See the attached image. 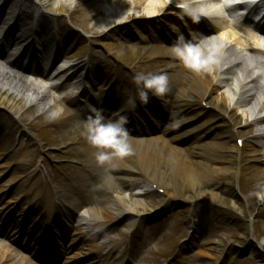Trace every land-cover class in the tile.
Returning <instances> with one entry per match:
<instances>
[{
    "label": "bare ground",
    "instance_id": "bare-ground-1",
    "mask_svg": "<svg viewBox=\"0 0 264 264\" xmlns=\"http://www.w3.org/2000/svg\"><path fill=\"white\" fill-rule=\"evenodd\" d=\"M1 1H5L9 7L14 8L26 21H24L26 27L21 32L18 29L2 30V35L5 34V38L11 37L14 48L21 49L24 56L33 61L42 62L45 60L43 62L47 67L54 66L58 63L57 56L63 55L66 59L65 65L53 71L55 74L51 80L57 82L60 77H66L69 73L70 79L79 80L81 83L84 82L93 87H96L99 81L95 77L94 67L89 66L92 56L90 44L95 40L94 42L101 49V52L94 53L93 57H98L99 62L109 63L105 57L101 58V55L106 56L111 52L108 34L120 26L132 24L134 20L138 19L139 9L145 6V16L153 17L166 5H170V2L175 4L190 3L196 11L202 5H213L207 9V16H202L204 19L215 18V13L221 4V0H55L51 10L48 9L49 5L42 0ZM91 2L98 4V7L85 19L76 20L74 23L75 18L72 17L76 16L78 6L88 7ZM244 9L248 11L244 22L231 19L232 21L226 22L228 27L222 28L221 31L225 29V32L220 34V39L224 51L221 55H217L218 62L208 72L200 74L189 72L170 52L169 46L176 41L178 34H183L185 39H188L187 33L194 31V23L186 15L183 26L182 24L174 25L171 27V31H167L166 34L153 37L151 54L154 58L165 63L161 73L170 72L174 81L181 83V86H175L176 89L169 87L167 92V94H176V98L173 102V112L165 127H160V124L151 116V122L147 125L144 124V117L136 120L134 112L137 110L134 109L142 107L151 111L155 105L163 106L166 96L156 97L149 93V100L147 104H144L140 97L129 98L124 96L120 90H116L113 94H103L99 100H96V109L103 110L102 114L106 120L117 119L118 117L114 116L115 113L127 117L126 127L131 134L129 142L132 147V155L99 165L95 160V149L87 143L85 136L82 135L83 125L88 117L71 98L63 100L64 103L67 102L65 105L63 103L57 105L60 109L59 116L49 120L66 135L67 141L63 145L73 146L79 151L77 159L83 164L93 166L95 179L101 184L98 206L87 211L86 215L79 217L76 215L79 205L85 204V197L80 188L82 180L78 181L77 170L67 173L73 180L68 182L49 174L44 157L41 158V164L38 166L35 165L34 157L27 163V167L23 166L21 162L14 164L13 161L3 166L16 172L12 181L15 182L14 187H19L14 195H22L27 208H32L37 204L43 207L49 234H55L54 237L58 235L60 240L64 239L59 234L56 222L58 220L65 222L63 219L74 221L78 218L80 226L77 231L81 234L79 236L69 235V239L74 245L81 239L84 242H92L100 237V234L103 235L110 230L111 221H115V226L121 219L126 218L131 222L128 230L124 231L126 234L120 233L118 239L110 240L109 244H104L105 249L108 250L106 254L100 251L96 244L92 245L91 249L93 252L97 250L96 253L105 256L107 260L112 257L113 253H120L119 259L123 263L128 261L134 251L133 241L144 231L148 219L141 200V197L148 192V186L139 183V180L144 178L152 187L160 189L166 186L172 177L183 178L199 198L208 199L216 205H220L224 204V190L215 188L209 184V181H222L229 175L238 179L240 183L241 179L245 177L243 180L247 182V190L242 197L237 195L236 199L239 201L243 198L248 206H254L257 218L260 216L264 218V70L259 63L254 61L251 65H246L243 58L246 52L256 53L252 45L260 47L258 38L264 35V2H259L256 5L248 3ZM230 11H234V9L226 10V12ZM62 17L68 18L72 23V26L65 32L68 43L60 42L59 51L55 52L54 50L53 54L45 56L49 51L42 46L38 37V34L42 33V28L39 25L45 27L49 33H52L53 30L58 33L61 29L60 19ZM28 21L30 24L27 23ZM231 22L232 24H230ZM236 30H239L241 35ZM199 31L206 34L211 30L205 25H200ZM234 46L237 47V51L239 49L243 53V57L236 53ZM11 55H15L14 50ZM8 62H12V60ZM1 63L6 65L5 62ZM9 67V70H2L0 67V107L11 112L16 110L21 112L29 107H37L46 114V117H49L50 112L57 111L53 108L55 106L54 99L47 92L29 94L16 82V77L12 75L13 71L11 70L17 69V64L12 63ZM29 70L32 69L29 67ZM39 74H41L39 76L50 77L46 72H39ZM31 81L37 84L44 82L39 77H33ZM116 105L118 107L114 110ZM187 108L193 113L194 120ZM91 110L92 108L88 112L95 115ZM210 112L219 114L223 120L221 128L230 125L231 131L228 133L219 131L207 142H201L203 136H208V133L205 132L206 123L203 120ZM230 117L233 119L231 120ZM252 127H254V134L251 140L247 139L245 141L247 144L244 142L242 147L238 146L237 139L246 138ZM74 128L79 129L80 134L71 137L69 133L74 131ZM4 131L5 129L1 127L0 133L3 134ZM224 139L232 144L231 151L235 155L233 164H227L224 155L220 156L219 150L226 143L223 142ZM36 147L42 152L44 151L41 144ZM259 150H262L263 154H260ZM246 162H248V168L244 166ZM116 181L119 184L115 183ZM52 184L62 185V191L54 192ZM84 185L87 190H94L93 181L90 180ZM126 189L139 192L135 201L112 196V194L119 195ZM32 198L36 199V203L32 201ZM15 205L17 208L22 207V201ZM0 213L2 214V210ZM110 214L115 217L110 218ZM5 217L1 219L0 216V238H8L17 244L22 235L35 231L34 235L39 246L51 243L48 236L41 234L42 227L39 222L36 226L30 227L31 224L36 223V219L32 216L23 218L25 223L23 226L15 221L9 222ZM189 222L191 227L194 226L196 218L190 215ZM65 227L70 228L67 225ZM129 234H132L134 239L129 240ZM243 235L248 241H251L253 232L245 229ZM251 250L264 264V243L253 245ZM200 254L209 256L208 251H203ZM42 258L43 263L48 264L47 260L44 261ZM222 258L223 255L219 254L216 261L220 262ZM28 259L30 258L21 254L16 246L0 242V264H33ZM67 259L70 260L72 257ZM185 261L186 259H182L178 264H183Z\"/></svg>",
    "mask_w": 264,
    "mask_h": 264
},
{
    "label": "rangeland",
    "instance_id": "rangeland-1",
    "mask_svg": "<svg viewBox=\"0 0 264 264\" xmlns=\"http://www.w3.org/2000/svg\"><path fill=\"white\" fill-rule=\"evenodd\" d=\"M42 1L49 5L48 9L52 10L55 0ZM170 3L153 17L145 16L144 6L139 9L138 13L136 12L138 19L134 20L132 24L120 26L108 34L111 52L107 53L106 56L101 55V58L105 57L109 63L99 62L98 57H93L94 53L101 52V49L94 42L95 40L90 44L92 56L89 60V66L94 67L95 77L99 83L96 87L89 86L87 89L88 93L98 96L120 90L124 96L133 98L136 95L139 96L137 86L133 81L135 75L140 73H161L165 63L160 59L154 58L151 54L153 37L166 34L167 31H171V27L174 25H183L186 15L181 7L178 6L180 4ZM96 7H98V4L92 2L88 7L78 6L76 16L72 17L73 19L75 18L74 23H76V20L85 19ZM236 14L238 16V10H236ZM186 16L192 22L189 16ZM208 21L210 23L214 22L211 19ZM217 21L224 26L225 18ZM200 23L201 19L198 24ZM60 24V30L64 34L72 26V23L66 17L60 19ZM236 32L241 34L238 30ZM238 54L241 55L239 51ZM58 59L61 61L60 55H58ZM246 64L249 65L250 60L246 59ZM61 65L63 63H59L57 66ZM171 74L170 72L167 73L169 86L176 89L175 86H181V83L174 81V78L170 76ZM16 80L21 87L27 90L21 80L17 78ZM73 82L68 86V95L76 94L80 90L86 91L84 86L80 85L78 81L74 80ZM27 92L29 94L33 93L29 90ZM39 93L36 92L35 94ZM48 95L54 99L55 106L53 108L57 109V111H60L58 108L59 104L63 103L65 105L67 103L60 99L63 96V90H55L49 92ZM165 95L167 101L162 111L171 113L176 96ZM187 110L189 109L187 108ZM188 112L194 120L193 113L190 110ZM163 117L162 121H166L168 118L165 115ZM230 119L232 120L233 117H230ZM222 121L219 114L210 112L203 120L206 123L205 132L208 133V136H203L201 142H207L216 136L219 131L225 133L231 131L230 125L228 127L225 125L221 128ZM1 127L5 131L3 134L0 133V168H3L0 169V210L3 211V217L6 216L9 222L15 221V223L23 225L22 220L25 216H37L42 210V207L38 204L36 205V212L35 210L33 211V208L32 210L29 207L27 208L24 205L25 201L23 199L25 198L22 195L15 196L13 192L9 193L11 189L14 188L15 192L19 187H14L15 182L12 181L16 172L15 170L11 171L9 167H3L12 161L14 164L21 162L23 166L27 167V163L33 157L36 161V166L41 164L40 160L44 157L48 165L49 174L52 177L56 176L68 182L73 180L67 173L77 170L78 181L82 180L80 188L85 197L86 207L91 210L98 206L101 184L100 181L94 179L93 166L79 161L77 159L79 151L73 146L63 145L67 141L66 135L46 117L45 113H42L37 107H29L21 112L17 110L13 112L6 111L0 107V129ZM253 130L254 127L249 130L248 136L242 139L243 143L247 139L251 140L254 134ZM79 134L80 130L77 128H74V131L69 133L71 137ZM223 142L226 143L219 150L220 156L224 155L227 164H233L235 155L231 151L232 144L227 139H224ZM38 144L43 146V152L36 147ZM259 151L260 154H263L262 150ZM244 166L248 168V162L244 163ZM32 169H35V167H32ZM243 178L240 183L238 179L229 175L224 177L222 181H209L210 185L224 190V204L220 205H216L211 200L199 198L193 192L190 184L183 178L172 177L170 182L161 189L152 187L145 178L139 180L140 184L148 186V192L141 197L144 212L148 219L144 231L137 238L134 239L132 234L128 235L129 240L134 239V253L131 257V264H178L182 259H186L183 264H262L259 258L253 254L251 248L253 245L257 246L264 243V218L261 216L257 218L254 206H248L243 201V198L239 201L236 199L237 195L242 197L247 190V182ZM90 180L95 184L94 191L87 190L84 185ZM115 183L119 184L117 181ZM51 186L54 192L57 190L62 191V185L60 184H52ZM204 187L206 186L204 185ZM160 190L164 192L161 193ZM138 193V191L133 189H126L119 195L112 194V196L135 201ZM21 201L22 207L19 206L17 208L15 204ZM32 201L36 202L33 199ZM88 209L80 206L76 215L78 217L85 215ZM190 215L196 218L195 225L192 227L189 222ZM42 216L44 217L43 214ZM114 217V215L110 214V218ZM123 219L117 222L115 226V221H111L110 230L103 235L100 234V237L94 243L80 241L74 247H72L71 240H68V236L80 235V232L77 231L79 222L73 221L69 229L65 228L61 222H58L57 229L61 233L68 235L65 237L67 240L65 243L58 241L56 237H52L50 247L41 248L36 245L33 234L24 235L19 244V251L21 254H26L30 258L28 259L30 260L29 262L33 264H43L40 261L42 256L44 260L50 258L49 264H66L68 262L69 264H103L104 260L100 255H95V251L93 252L91 246L96 244L99 249H104L106 247L104 244H109L110 240L118 239L119 234L125 233L131 223L128 219ZM245 229L253 232L251 241L244 237L243 230ZM45 231L46 229L43 233ZM62 244L68 251L61 248ZM42 249H45V251L42 252ZM203 251H208L209 256L201 255L200 253ZM104 252H107V249ZM61 254L62 258L59 261H54ZM219 254H222L223 258L220 262H217L216 257ZM69 257H72V260H68L67 258ZM119 257L120 253H115L110 258V263L121 264V261L118 260Z\"/></svg>",
    "mask_w": 264,
    "mask_h": 264
},
{
    "label": "clouds",
    "instance_id": "clouds-1",
    "mask_svg": "<svg viewBox=\"0 0 264 264\" xmlns=\"http://www.w3.org/2000/svg\"><path fill=\"white\" fill-rule=\"evenodd\" d=\"M194 24H198L202 16H207V9L213 5H202L198 11L190 3L178 5ZM216 37H199L193 35L192 39H185L178 34L176 41L170 45L172 56L189 72L200 74L212 70L217 61L219 46L212 43ZM137 86L139 97L144 104L149 100V93L156 97H163L169 91V77L167 73L137 74L133 77ZM94 116L88 117L84 122V131L87 143L95 149V160L104 165L113 159L132 155L130 144L131 134L126 127V116L115 113L117 119H108L103 116L102 109H93ZM58 111L49 113V119L59 116Z\"/></svg>",
    "mask_w": 264,
    "mask_h": 264
}]
</instances>
